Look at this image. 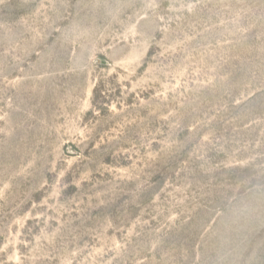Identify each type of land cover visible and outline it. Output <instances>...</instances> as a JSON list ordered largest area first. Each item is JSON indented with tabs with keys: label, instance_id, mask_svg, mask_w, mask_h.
Wrapping results in <instances>:
<instances>
[{
	"label": "rangeland",
	"instance_id": "obj_1",
	"mask_svg": "<svg viewBox=\"0 0 264 264\" xmlns=\"http://www.w3.org/2000/svg\"><path fill=\"white\" fill-rule=\"evenodd\" d=\"M0 264H264V0H0Z\"/></svg>",
	"mask_w": 264,
	"mask_h": 264
}]
</instances>
